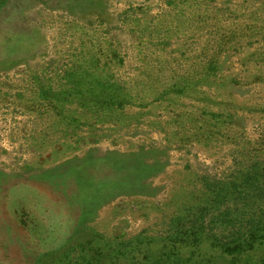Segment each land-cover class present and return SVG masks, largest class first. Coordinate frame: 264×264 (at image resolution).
Masks as SVG:
<instances>
[{
  "label": "rangeland",
  "instance_id": "obj_1",
  "mask_svg": "<svg viewBox=\"0 0 264 264\" xmlns=\"http://www.w3.org/2000/svg\"><path fill=\"white\" fill-rule=\"evenodd\" d=\"M141 151L146 187L84 221L86 179ZM90 155L104 164L79 176ZM257 159L264 0H11L0 13V264H59L88 242L127 264L120 240L157 257L203 176Z\"/></svg>",
  "mask_w": 264,
  "mask_h": 264
},
{
  "label": "trees",
  "instance_id": "obj_2",
  "mask_svg": "<svg viewBox=\"0 0 264 264\" xmlns=\"http://www.w3.org/2000/svg\"><path fill=\"white\" fill-rule=\"evenodd\" d=\"M10 1L0 0V13ZM124 104V100H119V107ZM102 106L100 103L98 107ZM142 152L111 153L107 156L111 163L106 164L105 180L101 181L104 184L86 179L92 197L80 203L84 221L89 213L109 203L117 194L140 192L146 187L152 169L149 164L139 165ZM104 162L105 157L90 155L79 176L84 172L96 176L95 169ZM76 183L79 187L83 185L80 178ZM167 223L164 246L157 257L145 252L142 246H134L133 241L120 240L113 244L116 258L127 257V264H214L216 258L212 254L219 252L231 264H264V160L239 163L222 177L203 176L192 203L171 215ZM88 245L91 242L70 248L58 260L59 264H108L100 249ZM128 246L132 249L126 255ZM141 252L147 254L141 257Z\"/></svg>",
  "mask_w": 264,
  "mask_h": 264
}]
</instances>
